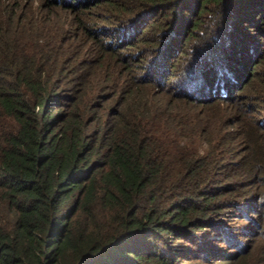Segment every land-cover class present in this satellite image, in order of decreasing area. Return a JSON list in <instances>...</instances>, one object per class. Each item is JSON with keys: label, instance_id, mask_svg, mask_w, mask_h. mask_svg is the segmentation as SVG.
<instances>
[{"label": "trees", "instance_id": "16d2710c", "mask_svg": "<svg viewBox=\"0 0 264 264\" xmlns=\"http://www.w3.org/2000/svg\"><path fill=\"white\" fill-rule=\"evenodd\" d=\"M259 222L264 0H0V264H264Z\"/></svg>", "mask_w": 264, "mask_h": 264}, {"label": "rangeland", "instance_id": "374dc122", "mask_svg": "<svg viewBox=\"0 0 264 264\" xmlns=\"http://www.w3.org/2000/svg\"><path fill=\"white\" fill-rule=\"evenodd\" d=\"M203 146H204V144H203ZM247 223V222H246ZM246 223H243V222H239V221H236L235 222V225H233V226H235V228L236 229H238V230H242V229H244V230H242L241 232H243V231H245V228H244V226L246 227L247 225H248V223L246 224ZM260 223V222H259ZM260 225L261 226H264V223L263 224H261L260 223ZM248 226H251V225H248ZM252 227V226H251ZM253 228V230H255V232H259L255 227H252ZM252 228H250V229H252ZM261 231H263L262 229H261ZM248 238H250V237H245V236H243V235H241L240 234V236L238 237V240L240 241V240H242L243 241V243H245L247 240H248ZM223 247V249H224V253L225 252H232V250H230L229 248H228V246H222ZM223 263V262H222Z\"/></svg>", "mask_w": 264, "mask_h": 264}]
</instances>
